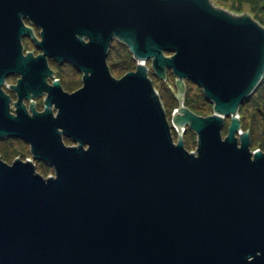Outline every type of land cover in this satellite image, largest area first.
Returning <instances> with one entry per match:
<instances>
[{
	"label": "water",
	"instance_id": "obj_1",
	"mask_svg": "<svg viewBox=\"0 0 264 264\" xmlns=\"http://www.w3.org/2000/svg\"><path fill=\"white\" fill-rule=\"evenodd\" d=\"M26 36L42 53H24ZM115 40L136 62L119 79ZM49 59L83 86L49 84ZM151 71L177 78L171 124ZM263 78L264 26L211 0H0V140L32 156L0 157V264H264V152L239 117ZM186 80L212 115L185 107Z\"/></svg>",
	"mask_w": 264,
	"mask_h": 264
},
{
	"label": "rangeland",
	"instance_id": "obj_2",
	"mask_svg": "<svg viewBox=\"0 0 264 264\" xmlns=\"http://www.w3.org/2000/svg\"><path fill=\"white\" fill-rule=\"evenodd\" d=\"M215 6L226 9L235 14H250L256 21L264 26V0H211ZM24 46L30 50L39 53L31 40H25ZM107 63L112 75L119 79L126 73L135 70L136 64L133 61L125 45L118 41H113L108 53ZM150 66V62H148ZM51 68L56 74V78L60 79L62 86L67 92H74L80 89L82 84V74L71 64H58L55 61L51 62ZM152 79L155 89L160 95L162 105L166 111L167 118L172 123L173 110L178 109L180 102L175 93L180 90L177 84V78L168 71L167 79L164 81L158 78L153 71L149 74ZM19 76L8 78L9 85H16ZM186 92L184 97V105L192 112L199 116H209L213 114V103H211L204 95L202 88L195 82L186 80ZM171 86L174 90L171 89ZM258 90V89H257ZM41 102V101H40ZM39 103V102H38ZM42 110V102L39 103V108ZM239 117L243 131H249L251 138V150H261L264 152V85L250 96V101L245 105H241ZM231 123V118H227L223 137L228 133V127ZM184 133L185 147L188 151H196L197 135L185 127ZM174 141H178V133L172 128ZM71 145V142H66ZM0 157L6 162H13L15 159H32L30 146L27 142L19 138H9L0 140ZM36 170L44 177L54 175L53 169L42 162H36Z\"/></svg>",
	"mask_w": 264,
	"mask_h": 264
},
{
	"label": "flooded vegetation",
	"instance_id": "obj_3",
	"mask_svg": "<svg viewBox=\"0 0 264 264\" xmlns=\"http://www.w3.org/2000/svg\"><path fill=\"white\" fill-rule=\"evenodd\" d=\"M28 26H30V24L28 23ZM32 29H33V31H34V34H35V36L39 39V40H41V37H40V29L37 27V26H34V25H32V26H30ZM31 40L32 41V44L35 46V48H36V50H38L39 51V53L38 54H36L35 53V51H30V50H28L25 46H24V41L25 40ZM23 46H24V53L26 54L27 52H32L35 56H37V55H39L40 53H42V51L40 50V49H38V47L36 46V44L34 43V41L32 40V38H30V37H28V36H26L24 39H23ZM52 61H55V60H53V59H49V66H50V68H51V62ZM56 62V61H55ZM58 63V62H57ZM58 64H71V65H73L75 68H76V66L74 65V64H72V63H70V62H63V63H58ZM135 64H136V62H135ZM136 68V67H135ZM52 69V68H51ZM77 69V68H76ZM78 70V69H77ZM79 71V70H78ZM10 77H12V76H9L8 78H10ZM8 78L6 79V84L3 86V90H4V92L6 93V94H8L11 98H12V103H11V106H13V102L14 101H16V95H15V93L9 88V86H12V85H9L8 84ZM18 80V79H17ZM54 80H59L60 81V79H58V78H56V74H55V72H54V77H50L49 79H48V83L49 84H52V82L54 81ZM60 83H61V81H60ZM61 85H62V83H61ZM63 87V86H62ZM64 89V88H63ZM67 92V91H66ZM69 93H72V92H69ZM44 98H45V95L44 96H42V97H39V98H35L34 99V101L36 102V108H37V110L38 111H43L44 110ZM42 102V110H40V109H38L39 108V103H41ZM39 102V103H38ZM25 104H26V106H27V108H28V110H30V101H28V100H25ZM67 142V141H66ZM72 144V143H71Z\"/></svg>",
	"mask_w": 264,
	"mask_h": 264
},
{
	"label": "trees",
	"instance_id": "obj_4",
	"mask_svg": "<svg viewBox=\"0 0 264 264\" xmlns=\"http://www.w3.org/2000/svg\"><path fill=\"white\" fill-rule=\"evenodd\" d=\"M123 45H124V44H123ZM126 48H127V47H126ZM127 50H128V48H127ZM128 52H129V50H128ZM129 54L131 55L130 52H129ZM131 57H132V55H131ZM132 59H133V58H132ZM133 61H134V60H133ZM263 85H264V78H263L262 82L260 83V85L258 86L257 89L259 90ZM257 89H256L255 93L258 91ZM248 101H250V97H249L247 100L244 101V103L242 104V106L245 105Z\"/></svg>",
	"mask_w": 264,
	"mask_h": 264
}]
</instances>
